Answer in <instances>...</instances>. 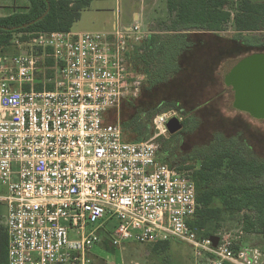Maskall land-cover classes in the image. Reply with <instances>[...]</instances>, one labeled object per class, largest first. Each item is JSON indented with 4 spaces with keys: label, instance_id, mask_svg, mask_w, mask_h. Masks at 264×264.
Listing matches in <instances>:
<instances>
[{
    "label": "built area",
    "instance_id": "built-area-1",
    "mask_svg": "<svg viewBox=\"0 0 264 264\" xmlns=\"http://www.w3.org/2000/svg\"><path fill=\"white\" fill-rule=\"evenodd\" d=\"M15 35L0 54V204L8 207L9 264H92L110 236L156 245L183 242L211 264H264L258 251L219 245L189 225L198 210L193 170L158 158L172 110L154 119L155 134L124 140V101L137 98L145 75L132 57L150 37L140 25L114 33ZM10 48V47H9Z\"/></svg>",
    "mask_w": 264,
    "mask_h": 264
},
{
    "label": "trees",
    "instance_id": "trees-1",
    "mask_svg": "<svg viewBox=\"0 0 264 264\" xmlns=\"http://www.w3.org/2000/svg\"><path fill=\"white\" fill-rule=\"evenodd\" d=\"M167 3L171 25L165 34L151 35L145 41L140 48L143 52L132 57L133 70L145 75L143 93L171 82L188 66L198 67L197 88L181 101L161 100L156 104L148 101L140 105L135 103L136 98L124 101L120 111L124 140L134 143L149 140L155 134L153 122L158 115L182 111L183 130L169 135V139H159L158 158L181 171L193 170L199 207L190 227L200 238H211L225 230V221H234L242 213L239 231L262 236L264 260V155L256 152L242 132L228 135L216 131L208 143L194 145L185 153L181 148L183 134L193 135L200 130L201 124L193 114L204 109L213 100L211 97H218L223 62L264 53V1L167 0ZM90 4V0H28L20 10L0 18V54L11 47L15 35L73 31ZM229 31L230 36L222 35ZM221 38L226 47L219 45ZM229 43L233 47L229 48ZM207 93L209 97L203 96ZM128 109L133 113L129 114ZM5 219L0 216V264H9ZM101 237V249L115 251L110 236L102 232ZM169 245L159 243L154 249L165 251ZM242 248L240 241L235 251Z\"/></svg>",
    "mask_w": 264,
    "mask_h": 264
},
{
    "label": "rangeland",
    "instance_id": "rangeland-1",
    "mask_svg": "<svg viewBox=\"0 0 264 264\" xmlns=\"http://www.w3.org/2000/svg\"><path fill=\"white\" fill-rule=\"evenodd\" d=\"M1 1V0H0ZM0 4V18H7L27 5L28 0H2ZM80 22L75 26V30H80L82 27ZM231 31L225 32L222 35L230 36ZM18 36V35H17ZM16 36V37H17ZM225 41L221 38L219 45H223ZM233 47L232 43L228 44ZM16 52L13 47L7 48L1 54L12 55ZM230 63V62H229ZM226 61L220 67V75H224L225 69L229 64ZM199 73L198 67L188 66L177 78L171 82L155 87L151 92H143L136 98V104L147 103L156 104L161 100L168 101H181L185 100L186 96L195 92L197 74ZM226 96V95H225ZM226 98L211 97L213 99L206 104L205 108L195 112L193 116L199 120L201 126L199 132L195 134H183L182 150L187 151L192 146L210 142L212 135L216 131H222L228 135H233L238 132L244 133L243 138L254 146L256 152L264 155V121H256L250 118L247 114L237 113L232 106L233 96ZM206 102V100H205ZM204 102V103H205ZM205 105V104H204ZM203 105V106H204ZM123 108V106L121 107ZM210 108L212 110H210ZM129 114L133 110L128 109ZM180 118H183L182 111H176ZM114 113L109 119L115 122L120 119ZM122 121V118H121ZM169 135L165 139H169ZM243 214L237 216L234 221L228 220L224 222L223 229L232 231L235 236L240 235L239 229L241 228V217ZM6 223V219L4 220ZM246 233V232H245ZM110 238V237H109ZM241 242L243 247L251 250L258 251L260 254L263 250V238L258 234L246 233L241 235ZM92 264H211L209 256L199 258L196 256L194 249L183 242H171L168 249L163 251L162 248L155 251L154 246L150 244H140L133 241L125 242V248L119 249L115 247L113 252H105L101 247L95 248L92 256Z\"/></svg>",
    "mask_w": 264,
    "mask_h": 264
},
{
    "label": "crops",
    "instance_id": "crops-1",
    "mask_svg": "<svg viewBox=\"0 0 264 264\" xmlns=\"http://www.w3.org/2000/svg\"><path fill=\"white\" fill-rule=\"evenodd\" d=\"M1 1L0 4H2ZM90 1V7L83 11L82 18L79 21L81 24L79 26L82 29L75 30V26L79 23L77 22L73 27L74 32L112 34L120 29H129L134 25H140L143 31L151 36L165 34L167 28L171 25L172 16L168 9L167 0ZM256 1L263 2L264 0ZM187 32L192 33L194 31Z\"/></svg>",
    "mask_w": 264,
    "mask_h": 264
},
{
    "label": "water",
    "instance_id": "water-1",
    "mask_svg": "<svg viewBox=\"0 0 264 264\" xmlns=\"http://www.w3.org/2000/svg\"><path fill=\"white\" fill-rule=\"evenodd\" d=\"M44 16L39 20H42ZM225 83L234 92L235 109L255 119L264 120V53H256L231 61L225 69ZM183 127L182 120L178 117L167 122L170 135L179 133ZM0 216L4 218L8 216L7 205L0 204ZM210 240L213 247L217 248L220 237L213 236Z\"/></svg>",
    "mask_w": 264,
    "mask_h": 264
},
{
    "label": "flooded vegetation",
    "instance_id": "flooded-vegetation-1",
    "mask_svg": "<svg viewBox=\"0 0 264 264\" xmlns=\"http://www.w3.org/2000/svg\"><path fill=\"white\" fill-rule=\"evenodd\" d=\"M229 62H231V61H227V63H229ZM223 65V64H222ZM219 80H220V82H219V87H220V89H219V93L218 94H220V96L221 97H228L229 96V94L231 95V96H233V99H232V106H233V101H234V92H233V90H232V88L231 87H228L227 85H226V83H225V73H224V75H220V73H219ZM226 95V96H225ZM203 96H207V97H209V95H208V93L207 94H204ZM230 96V97H231ZM204 99H205V97H203ZM234 107V106H233ZM234 110L237 112V113H241V114H247V113H244V112H241V111H238L237 109H235L234 108ZM250 118H252L253 120H256V121H264V120H258V119H255V118H253L252 116H250L249 114H247ZM177 117L178 118H180L178 115H177ZM181 120H182V123H183V121H184V119L183 118H180ZM184 126V125H183ZM184 128V127H183Z\"/></svg>",
    "mask_w": 264,
    "mask_h": 264
}]
</instances>
